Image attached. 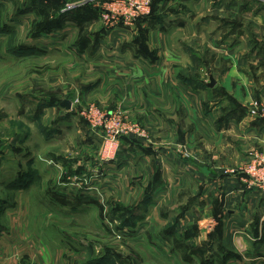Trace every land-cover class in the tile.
I'll return each instance as SVG.
<instances>
[{"label":"rangeland","instance_id":"1","mask_svg":"<svg viewBox=\"0 0 264 264\" xmlns=\"http://www.w3.org/2000/svg\"><path fill=\"white\" fill-rule=\"evenodd\" d=\"M126 6L127 0H0V25L10 28L0 39V88L12 83L18 101L24 100L22 108L19 102L9 107L8 116L0 110V264H264V228L254 216L247 230L253 240L263 238V253L252 244L245 259L225 244L223 229L199 239L191 231L194 226L178 225L181 207L168 213L157 209L145 225L144 196L136 194L154 186L158 173L131 172L118 181L108 171L109 162L96 165L101 135L80 115L91 103L105 112L119 111L83 98L101 76L98 61L112 55L101 44L115 43L112 32L118 27L135 30L132 40L138 45L149 31L175 30L168 33V42L178 47L184 86L200 94L201 112L244 113L255 101L264 105L254 97L262 71L255 59L264 54V23L258 16L264 0H151L148 13L132 24L105 18L113 9L122 14ZM35 30L39 34L33 36ZM31 37L42 41L39 54H32L31 47L19 50ZM211 74L217 82L208 87ZM66 99L69 109L60 106ZM49 102L56 113L42 115L37 124ZM142 128L147 137L140 139L150 141V132ZM16 133L23 142L12 139ZM177 149L189 164L192 151ZM180 185L187 193L179 196L186 208L195 198L186 186L200 184L188 178ZM125 186L134 191L126 195ZM87 201L90 206L81 205ZM119 207L134 211L133 222L122 218ZM258 253L262 259H251ZM100 256L104 260L92 262Z\"/></svg>","mask_w":264,"mask_h":264},{"label":"crops","instance_id":"2","mask_svg":"<svg viewBox=\"0 0 264 264\" xmlns=\"http://www.w3.org/2000/svg\"><path fill=\"white\" fill-rule=\"evenodd\" d=\"M258 16H261L264 23V12H259ZM8 29L0 25V39ZM133 31L115 28L112 32L116 36L115 43L109 47L101 44L102 48L112 51V55L107 57L108 60L98 61L101 76L97 77L94 87L84 92L83 97L121 111L150 132V141L120 140L117 156L107 164L108 171L118 181L131 172L138 176L152 170L158 173L153 188L136 194L149 195L148 203L143 206L146 212L142 215L145 225L157 209L164 207L168 213L175 210L179 212L178 208L181 207V218L177 219V224L196 226L195 232L199 233L197 237L204 239L216 226V218H213L212 213L214 208L220 206L225 244L240 253L242 259H245V253L249 254L252 244L256 245L258 252L263 253V246H260L263 238L253 240L247 228L252 216L258 218L257 225L264 228V187L249 188L241 169L249 161L251 152H264V119L252 116L247 110L244 113H225L213 108L207 113L201 112L200 94L188 91L184 86L182 57L177 52L178 47L168 42V33L175 30L164 28L149 31L143 47L132 40V36L133 39L137 36ZM41 42L38 37L28 38L20 44L19 50L22 52L24 47H31L32 54H39L36 48ZM49 45L48 41L46 46ZM8 60V56H5L4 61ZM255 62L261 64L262 71L259 72L261 80L255 88L254 97L264 102V54H260ZM17 92L19 90L12 83H6L0 88V110L6 115L8 108L16 106L18 102L22 108L24 100L18 101ZM244 94L245 102H249L251 93L246 91ZM54 105L49 102L48 107L42 109V114L36 118L37 124L42 115L56 113ZM219 117L221 122L217 124L215 120ZM18 134L11 138L17 139ZM24 139L18 137L20 142ZM178 146L192 151L193 159H189V164L183 163L184 158L177 154ZM94 161L98 165L96 158ZM187 173L191 175H184ZM132 176L129 175V179ZM188 178L195 179L200 186H186L189 188L186 192L189 191L195 198L186 208H182L183 198L179 196L187 193L180 183ZM111 188H115L117 193L120 191L116 186ZM125 189L126 195L134 191L132 187L125 186ZM92 192L88 191L86 195L93 197ZM173 201L176 205L173 208L167 207ZM81 205L88 207L91 203L87 201ZM155 220L160 223L166 221ZM258 255L262 254L258 253L251 259L257 261L263 258ZM234 262L231 260L229 264Z\"/></svg>","mask_w":264,"mask_h":264},{"label":"built area","instance_id":"3","mask_svg":"<svg viewBox=\"0 0 264 264\" xmlns=\"http://www.w3.org/2000/svg\"><path fill=\"white\" fill-rule=\"evenodd\" d=\"M150 1L127 0V6L122 14L113 9L111 16L106 15L105 18L112 20V24H119L120 21H123L125 25L132 24L140 15L148 13ZM78 101L76 99V102ZM249 113L264 119V105L258 101L253 102ZM80 115L96 134L101 135V146L96 157L99 165L111 162L117 156L122 136H135L141 139L147 137L142 127L125 120L119 111L105 112L91 103L84 105ZM249 157V161L241 169L244 180L249 188L264 187V152L254 151Z\"/></svg>","mask_w":264,"mask_h":264},{"label":"trees","instance_id":"4","mask_svg":"<svg viewBox=\"0 0 264 264\" xmlns=\"http://www.w3.org/2000/svg\"><path fill=\"white\" fill-rule=\"evenodd\" d=\"M151 12V11H150ZM150 14V13H149ZM139 19V18H138ZM49 29V26L47 27V30ZM39 31H37V30H35V35L33 34V36H36V35H38L39 33H38ZM141 47H143V43H142V45H141ZM24 49H26V47H24ZM29 49H31V48H29ZM192 59H194V57H192ZM123 139H126V140H128L129 142H138V141H141V139L140 138H136L135 136H122L121 138H120V140H123ZM21 178L23 179L24 177H22L21 176ZM154 186H151V187H149L148 189H150V188H153ZM148 189H147V191L146 192H148ZM147 194V193H146ZM144 195V198H143V200L141 201V204L143 205V206H146V204L148 203V200H149V195ZM2 201H3V199H0V204L2 203ZM118 211H119V213L121 214V216H122V218H125L124 220H126V221H131V219H133V218H136V215H135V213H134V211L132 210V209H130V208H123V207H119L118 209H117ZM3 212V207L0 205V216H1V214H2V212ZM213 216L216 218V219H218V223H217V225L215 226V228L213 229V231H211L210 233H209V235H213L215 232H218V231H220V228L222 227V218H221V214H222V209L220 208V206H218V207H216V208H214V210H213ZM125 222V221H124ZM131 222H133V221H131ZM192 231V233H193V231H196V226H194V229L193 230H191ZM95 261H92V262H98V261H102V260H104L103 259V256H100V257H97V258H95L94 259Z\"/></svg>","mask_w":264,"mask_h":264},{"label":"water","instance_id":"5","mask_svg":"<svg viewBox=\"0 0 264 264\" xmlns=\"http://www.w3.org/2000/svg\"><path fill=\"white\" fill-rule=\"evenodd\" d=\"M215 85V79L213 78V76L211 75L210 77H209V83H208V87H213ZM61 106H63V107H66L67 109H69L70 107H71V102L69 101V100H63L62 102H61Z\"/></svg>","mask_w":264,"mask_h":264}]
</instances>
